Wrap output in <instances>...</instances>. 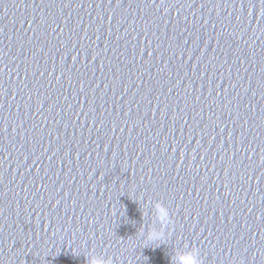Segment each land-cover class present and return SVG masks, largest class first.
Here are the masks:
<instances>
[{
    "label": "water",
    "instance_id": "water-1",
    "mask_svg": "<svg viewBox=\"0 0 264 264\" xmlns=\"http://www.w3.org/2000/svg\"><path fill=\"white\" fill-rule=\"evenodd\" d=\"M193 251L264 264V0H0V264Z\"/></svg>",
    "mask_w": 264,
    "mask_h": 264
},
{
    "label": "clouds",
    "instance_id": "clouds-1",
    "mask_svg": "<svg viewBox=\"0 0 264 264\" xmlns=\"http://www.w3.org/2000/svg\"><path fill=\"white\" fill-rule=\"evenodd\" d=\"M158 214L164 216L165 210L163 208L158 209ZM89 264H110V262L99 257H90ZM181 264H201V261L197 258L195 251H193L181 255Z\"/></svg>",
    "mask_w": 264,
    "mask_h": 264
}]
</instances>
